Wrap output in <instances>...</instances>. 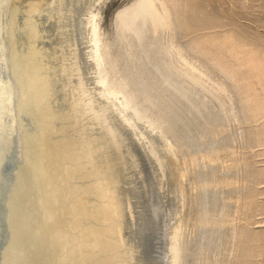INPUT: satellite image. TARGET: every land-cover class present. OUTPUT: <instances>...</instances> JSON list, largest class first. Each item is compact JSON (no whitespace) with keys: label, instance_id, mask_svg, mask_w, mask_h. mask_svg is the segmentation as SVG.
<instances>
[{"label":"rangeland","instance_id":"1","mask_svg":"<svg viewBox=\"0 0 264 264\" xmlns=\"http://www.w3.org/2000/svg\"><path fill=\"white\" fill-rule=\"evenodd\" d=\"M134 1L10 0L1 16L20 161L0 264L39 248L47 264H168L175 227L178 264H264V0H155L168 24L147 16L120 37L114 15ZM85 10L108 53L102 87ZM119 84L124 109L104 96ZM37 211L34 237L22 220Z\"/></svg>","mask_w":264,"mask_h":264},{"label":"bare ground","instance_id":"2","mask_svg":"<svg viewBox=\"0 0 264 264\" xmlns=\"http://www.w3.org/2000/svg\"><path fill=\"white\" fill-rule=\"evenodd\" d=\"M9 1L10 0H0V18L2 16L3 17V20H5V18H6L5 17V14L11 8L9 6L10 5L9 4L10 3ZM41 1H43V0H41ZM94 3H95V1L92 2V6L94 5ZM82 4H83V2H82ZM34 6H35V4H34ZM78 16H80V15L78 14ZM82 16H83V22H85V24L83 23L84 25L81 27V33H83V35H84V31L87 32L89 30L91 35H90L89 38L87 37L89 40H86L85 39V41H83V42L80 41V43H82L81 45H84V47H86L88 49V50H86V52L88 54L87 57H88L90 66L91 67H94L93 64L96 65V69L94 71H91L89 73L91 75V79L92 78L93 79L94 78L97 79L96 81L99 84L98 86H101L102 87V86H104V85H106L108 83V73H104V70H100L99 68L102 65V63L105 61L106 57H108L107 56L108 53L105 52V50H104V52H102V50L100 49L101 43H100V37H99V33H98V24L96 23V20H95L96 14H94L92 11L85 10V13L82 14ZM147 16L151 20L159 19L163 25H167L168 24V22H167L168 12L165 11L163 15H160L158 13V11L156 10L155 0H135L130 5H127V6L123 7V8L118 9L117 12L114 15V21L116 22L117 27L119 29L118 30L119 31L118 34H120V37L123 35V32H125L126 30H128L130 27L133 29L134 28L133 25H137L138 26V27L136 26L134 28L135 31H137V33H138L139 29L141 27H143V25L145 24V20H146V17ZM1 24H2V22H1ZM1 24H0V26H1ZM153 27H154V25H153ZM85 37L83 36L82 38L84 39ZM81 52H82V50H81ZM82 53H84V52H82ZM83 57H85V55ZM38 64H39V62H38ZM27 66H29V64H27ZM27 73H29V72H27ZM94 74H96V76H94ZM9 83H10V81H9ZM93 88L96 89V87H93ZM123 88H124L123 87V84H119L116 87L111 88L109 91H104V92H106V94L104 96L106 98L110 99V100H112L114 98H117V97L118 98H121L120 106L124 109V108H126L129 105L130 99L127 96H124V95L122 96V94H123L122 93ZM97 89H98V87H97ZM9 100H10V98H9ZM4 104H5V78L2 77V73H1V70H0V139L1 138H5V131L7 130L6 128L9 125L8 122H7V124L5 122V112H7L8 110L5 111V105ZM11 108H12V106H11ZM115 110H116V108H115ZM139 117L141 118V114L139 115ZM121 120H122V118H121ZM124 120L126 122V125L123 124V129L125 131H127V132H130V130L128 129V126H134V123L131 122L129 120V118H127V117H125ZM175 122H176V117L172 121H170V125L173 128L172 127H169V130L172 129L173 131H175V129H176L175 128V124H174ZM146 124L149 125V126L152 125L149 122H147ZM132 143L140 150V152L143 155L145 154V157L146 158L152 160L151 156L155 155V153L153 152V150H152L151 147H150L151 156H149L148 153H147L146 148L143 146V144L139 140L132 138ZM41 171H43V170L40 169V172ZM44 171H45V169H44ZM41 175H42V172H41ZM40 215L41 214H38V211H37V215H35L33 218L32 217L30 218L27 215L28 217L26 219L24 218L22 220V223L23 224H26V225H29V223L30 222H33V221L36 222L35 225L29 227L30 234L33 235L34 237H35L34 230H36V225L39 222L38 218L40 217ZM178 233L179 232H178V228L177 227H175L171 231H168L167 232V234H166V240H165V246H164V252H163V258H164L163 262H166L168 264H178L179 258H180V250H181V248L179 247V235H178ZM38 246H39V243L37 244L36 248H38ZM40 249L41 248L36 249V251H35L36 255H35V262H34V264H43V263L44 264H47L45 258L42 259L43 260V263H41V262L39 263V260H38L39 254L38 253H39ZM62 254H63V251H62Z\"/></svg>","mask_w":264,"mask_h":264},{"label":"water","instance_id":"3","mask_svg":"<svg viewBox=\"0 0 264 264\" xmlns=\"http://www.w3.org/2000/svg\"><path fill=\"white\" fill-rule=\"evenodd\" d=\"M3 24V23H2ZM3 25L0 26V70L2 77H8L9 73L7 66L5 65V47L3 42ZM9 80V77H8ZM10 81V80H9ZM9 137L7 143L5 138L0 139V262L2 259V249L5 247L9 238V232L5 224V199L6 194L9 192L12 181L13 173L17 164L20 161L19 151L16 142V128L15 125L10 127ZM6 150V155H5Z\"/></svg>","mask_w":264,"mask_h":264}]
</instances>
